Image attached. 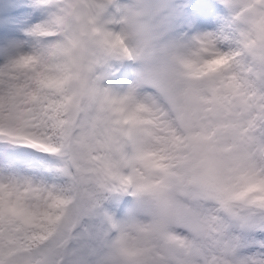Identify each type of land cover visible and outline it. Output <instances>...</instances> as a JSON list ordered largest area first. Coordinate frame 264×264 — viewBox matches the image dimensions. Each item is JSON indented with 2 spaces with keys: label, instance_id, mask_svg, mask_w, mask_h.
<instances>
[{
  "label": "clouds",
  "instance_id": "1",
  "mask_svg": "<svg viewBox=\"0 0 264 264\" xmlns=\"http://www.w3.org/2000/svg\"><path fill=\"white\" fill-rule=\"evenodd\" d=\"M32 9L36 21L26 26L20 38L22 51L32 59L11 70L15 82L25 85L26 93L38 92L52 109L61 106L63 116L75 120L73 135L90 131L89 143L96 155L111 161L119 177L130 181L122 185L120 179L102 175L107 184L126 188L127 193L137 192L138 185L148 186L135 196L113 198L106 193L105 206L118 218H130L123 234H112L105 250L109 264H187L192 258L183 250H163L155 226L167 219L169 231L187 237L189 233L174 219L172 205L205 209L215 205L183 194L200 188L189 183L194 173L181 166L186 133L169 96L187 100L188 112L195 115L219 106L213 90L216 97L230 91L231 70L221 66L209 71L194 39L215 31L222 21L212 30L202 27L195 0H48ZM37 25L36 34H27ZM3 92L7 95L6 84ZM0 151L13 150L0 144ZM17 153L23 155L0 161V167L8 171L11 164L12 171L47 185V190L5 189L0 197L9 202L22 197L36 213L32 227L38 228L46 223L44 213L53 211V196L67 178L55 171L61 164L58 157L26 149ZM176 171L185 173L184 185L171 178L160 183L165 172ZM257 171L264 181V172ZM200 174L210 190L227 187L239 192L246 186L239 172L228 169L198 167L195 175ZM252 194L264 195V183Z\"/></svg>",
  "mask_w": 264,
  "mask_h": 264
},
{
  "label": "snow or ice",
  "instance_id": "2",
  "mask_svg": "<svg viewBox=\"0 0 264 264\" xmlns=\"http://www.w3.org/2000/svg\"><path fill=\"white\" fill-rule=\"evenodd\" d=\"M47 3L31 0L30 7ZM219 3L222 23L194 39L201 45L198 55L208 62L209 71L221 66L231 70L230 91L216 97L213 90L219 106L195 115L188 112L187 100L169 96L186 133L181 166L194 173L189 183L200 188L183 194L192 201L211 200L215 207L176 203L172 205L174 219L189 236L169 231L167 219L155 231L164 242V251L179 249L192 258L187 264H264V195L252 194L264 183L257 171L264 172L260 168L264 163V0ZM38 30L37 25L27 34ZM23 44L20 39H8L0 52V144L13 150L0 151V161L13 159L20 149L56 156L61 164L55 171L67 178V184L54 194L53 211L44 213L46 223L38 228L32 227L36 213L22 197L12 202L0 197V264H109L105 250L112 234H123L130 218H118L105 206L106 193L113 198L135 196L148 186L138 185L137 192L127 193L126 188L107 184L102 175L120 179L122 185L130 181L119 177L111 161L96 155L89 143L90 131L73 135L75 120L65 118L61 106L52 109L38 92L26 93L25 85L15 82L11 70L32 59L22 51ZM157 86L165 91L163 85ZM21 96L28 98L21 100ZM198 167L239 172L246 186L239 192L227 187L210 190L203 174L195 175ZM7 168L0 167V191L47 190V185H37L32 177L12 171L11 164ZM170 178L185 184L181 171L165 172L160 183Z\"/></svg>",
  "mask_w": 264,
  "mask_h": 264
},
{
  "label": "rangeland",
  "instance_id": "3",
  "mask_svg": "<svg viewBox=\"0 0 264 264\" xmlns=\"http://www.w3.org/2000/svg\"><path fill=\"white\" fill-rule=\"evenodd\" d=\"M195 6L200 15L201 25L205 29L212 30L221 21L223 6L219 0H195ZM35 21L36 15L30 7V0H0V52L6 40L20 39L26 31V26Z\"/></svg>",
  "mask_w": 264,
  "mask_h": 264
},
{
  "label": "bare ground",
  "instance_id": "4",
  "mask_svg": "<svg viewBox=\"0 0 264 264\" xmlns=\"http://www.w3.org/2000/svg\"><path fill=\"white\" fill-rule=\"evenodd\" d=\"M211 14V13H210ZM211 17V16H210ZM211 18H213V17H211ZM207 19V18H206ZM214 20V19H213ZM204 22V21H203ZM210 22V21H209Z\"/></svg>",
  "mask_w": 264,
  "mask_h": 264
}]
</instances>
